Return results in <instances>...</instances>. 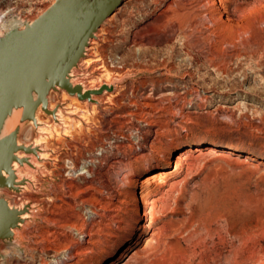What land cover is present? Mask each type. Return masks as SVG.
<instances>
[{"label": "rangeland", "instance_id": "374dc122", "mask_svg": "<svg viewBox=\"0 0 264 264\" xmlns=\"http://www.w3.org/2000/svg\"><path fill=\"white\" fill-rule=\"evenodd\" d=\"M53 1L0 0V18L36 17ZM108 19L111 73L95 67L100 85L90 89L110 99L74 97L78 111L63 102L77 124L57 127L65 160L43 170L39 210L2 264H255L264 256V0H126Z\"/></svg>", "mask_w": 264, "mask_h": 264}, {"label": "water", "instance_id": "95a60500", "mask_svg": "<svg viewBox=\"0 0 264 264\" xmlns=\"http://www.w3.org/2000/svg\"><path fill=\"white\" fill-rule=\"evenodd\" d=\"M125 1L54 0L36 17L11 20L0 36V264L5 261L3 249L20 245L18 232L39 210L23 193L35 195L49 153L45 138L57 127L64 128V103L57 101L50 109L51 96L60 99L65 93L92 102L94 93L103 92L84 89L73 80L82 76L79 64L91 40ZM38 111L48 122L37 121ZM16 112V122L7 128ZM29 123L33 137L24 143L22 134ZM25 167L32 176H19L17 168Z\"/></svg>", "mask_w": 264, "mask_h": 264}, {"label": "bare ground", "instance_id": "6f19581e", "mask_svg": "<svg viewBox=\"0 0 264 264\" xmlns=\"http://www.w3.org/2000/svg\"><path fill=\"white\" fill-rule=\"evenodd\" d=\"M239 11L241 12V14H244V15H247L249 13V10L248 9H245L244 8H239ZM5 12V11H4ZM3 14V12H2ZM5 14H3L4 16ZM263 13H260L258 12L255 17H259V16H262ZM2 16V15H1ZM0 16V17H1ZM8 19V18H7ZM6 19V20H7ZM11 19V18H10ZM109 20V19H108ZM111 20V18H110ZM9 21V20H7ZM106 23V22H105ZM11 25V21L9 22H2L1 18H0V36L3 34V32L5 30H7ZM111 25V24H109ZM107 25L103 28H100L98 33L96 34V38L92 39L91 42H90V46L88 47L87 49V56L86 58H84L83 60H81L80 62V67L82 69V76L80 78H77L75 80H73V83H78V84H81L84 89H90V87H94V85H96L98 87V85L100 84H95V81H96V78H92V74L97 71L96 69L98 68V65H99V68H102V70L105 72V77L106 79L108 78L109 73L110 72V68L108 66V64L105 62V60L103 59L102 57V52H103V46L108 42V41H111L109 40L108 38V34L110 33V26ZM112 35V34H110ZM112 42V41H111ZM107 45V44H106ZM97 67V68H95ZM102 72V71H101ZM101 74H104L103 72ZM99 78V77H98ZM97 78V80L99 81V79ZM145 86V85H144ZM134 88V86H133ZM132 89V88H131ZM133 90V89H132ZM134 91H137V90H134ZM134 93V92H133ZM104 94H107V99L109 100L110 99V95L108 94V92L104 91L103 93H94L92 96H91V99L93 100H96V101H102L103 99H105L104 97ZM137 96V95H136ZM61 101L62 102H65L66 103V107L67 109H71L72 107L77 109L82 108V105L76 100V98L74 97H68L67 94L63 93L62 96H61ZM59 99V100H60ZM107 99H105L107 101ZM57 97L54 95L51 96V100H50V104H49V108L52 109L55 104L57 103ZM110 102V101H109ZM133 103V102H132ZM85 105V104H84ZM85 108V107H84ZM82 111H85L87 109H85ZM105 108V106H104ZM111 108V107H110ZM95 109V105L92 106V110ZM107 109V108H106ZM72 110V109H71ZM81 111V110H79ZM67 112V111H66ZM76 112V110H75ZM74 112V113H75ZM93 112V111H92ZM73 113V112H72ZM60 115V114H59ZM67 115V114H66ZM62 116V120H63V124H64V127L67 123V125L70 127L71 124L73 125L72 123V119L69 117V116ZM71 116V115H70ZM18 118V113H14L6 122V127L7 128H10L12 125H14V123L16 122ZM75 119V118H74ZM37 121H39L40 123H44V122H48V119L43 116V114L38 111L37 112ZM78 122V121H77ZM76 124V123H75ZM74 124V125H75ZM73 125V126H74ZM77 125V124H76ZM146 125V124H145ZM149 127V126H147ZM67 128V127H66ZM73 128V127H72ZM82 128V127H81ZM32 129H33V124L32 123H29L28 126H26V128L24 129L23 131V134H22V140H24V143H28L31 139H30V136H31V132H32ZM71 129H69L68 131H64L66 134L70 131ZM148 130V129H147ZM151 130V129H150ZM153 130V129H152ZM149 131V130H148ZM54 133V136H52V138L50 139V141H48V146L50 147V153H49V159L50 161L48 162H44L42 163L44 169L46 170V172L50 175L54 174L55 173V169L57 168L58 164L54 161H61V160H65V159H62L63 157L59 154V150L58 148L64 146L65 142H64V137L59 133L58 129H56ZM52 132V133H53ZM71 134V133H70ZM69 134V135H70ZM105 136V135H104ZM32 137V136H31ZM126 139V138H125ZM101 140V139H100ZM20 141V140H19ZM106 141V140H105ZM111 141V140H110ZM104 142V141H103ZM73 143V142H72ZM94 143V142H93ZM105 143V142H104ZM107 143V142H106ZM112 143V142H111ZM110 143V144H111ZM67 145V144H66ZM72 145V144H71ZM101 145L100 143L98 144V146ZM117 145V144H116ZM68 146V145H67ZM70 146V145H69ZM74 146V145H73ZM92 146V145H91ZM102 146V145H101ZM108 146V145H107ZM76 147V146H75ZM96 147V146H95ZM103 147V146H102ZM101 147V148H102ZM215 146H211V147H208L206 148V151L209 153L211 152L213 149H214ZM94 148V147H93ZM98 148V147H97ZM114 148V146H113ZM96 149V148H95ZM99 149V148H98ZM94 150V149H93ZM102 150V149H101ZM77 151V150H76ZM197 151L196 148H191L190 150H188L186 153L187 154H191L193 152ZM206 152V153H207ZM81 153V152H80ZM113 153V152H112ZM73 154V153H72ZM22 155V154H20ZM41 155V154H40ZM66 155V154H65ZM64 155V156H65ZM104 156V155H103ZM31 161L33 163H38V160L36 157L34 156H29ZM92 158V157H91ZM67 160V159H66ZM91 160V159H90ZM94 160V159H93ZM100 160V159H99ZM89 161V160H88ZM97 162V161H96ZM94 163V162H93ZM69 164V162H68ZM90 169V168H89ZM92 169V168H91ZM90 169V170H91ZM89 170V171H90ZM19 174L20 177L24 176V175H30L32 176L33 175V172L25 167V168H17L16 170ZM45 172V171H44ZM91 172V171H90ZM96 172V171H95ZM62 175V174H61ZM42 176V175H41ZM157 177L156 174H154V176H151V177H147L144 181H142L141 183L142 184H148L150 181H153V180H156L155 178ZM40 178V177H39ZM38 178V179H39ZM158 179V178H157ZM41 180V179H40ZM40 186V185H39ZM54 189V188H53ZM35 192V191H34ZM43 193V191H42ZM24 194V198L37 204L39 203L36 199V196L35 195H32L30 193H23ZM42 198V197H40ZM48 199V198H47ZM41 200V199H40ZM140 202L144 205L145 204V201L144 200H140ZM42 207V206H41ZM42 209V208H41ZM95 212V211H94ZM144 212V211H143ZM144 215V213H143ZM39 217V216H38ZM20 232H18L19 234ZM22 239V238H21ZM11 249V248H9ZM6 253V252H5ZM255 264H264V256L261 257V259H259L257 262H255Z\"/></svg>", "mask_w": 264, "mask_h": 264}]
</instances>
